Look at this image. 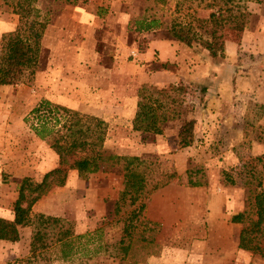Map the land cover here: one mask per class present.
Instances as JSON below:
<instances>
[{"label":"rangeland","instance_id":"1","mask_svg":"<svg viewBox=\"0 0 264 264\" xmlns=\"http://www.w3.org/2000/svg\"><path fill=\"white\" fill-rule=\"evenodd\" d=\"M210 1L36 0L48 13L41 62L31 77L0 87V216L13 217L21 179L39 183L55 167L47 142L23 120L41 101L97 118L105 130L104 153L138 157L146 190L165 183L129 202L119 198L120 173L80 178L69 171L61 187L30 208L60 218L45 230V245L31 250L34 227H21L17 241L0 242V264H264V257L236 246L243 225L229 222L245 207L248 191L258 189L256 182L264 188V0H244L247 24L238 34L223 31L222 58L208 57L199 45L187 47L193 58L184 73L194 81L161 87H184L180 120L161 126L159 135L130 130L138 77L159 68H142L136 52L148 38H165L171 20L206 18ZM80 10L87 23L80 22ZM142 16L161 27L151 34L133 31ZM14 22L0 0V36ZM175 66L166 63L162 70L175 74ZM63 80L80 89L79 103L88 104L80 110L59 104ZM186 120H193L191 143L179 148L176 135ZM58 229L68 236L56 241ZM255 238L264 248V233Z\"/></svg>","mask_w":264,"mask_h":264},{"label":"trees","instance_id":"2","mask_svg":"<svg viewBox=\"0 0 264 264\" xmlns=\"http://www.w3.org/2000/svg\"><path fill=\"white\" fill-rule=\"evenodd\" d=\"M3 1L17 17V23L12 31L0 36V87L17 85L32 76L34 69L41 62L40 42L48 22V13L36 7V0ZM204 6L209 10L206 18L194 19L191 23L171 20L166 28L164 26L165 38L156 39L175 41L188 48L199 45L205 49L208 57L222 58L223 31L240 33L247 24L249 13L244 0H211ZM133 24V31L149 34L157 31L162 25L156 19L145 16ZM165 65L166 63L161 64L159 68L165 69ZM199 90H203V87ZM183 91L182 84L167 86L164 89L146 83L138 85L130 130L159 135L161 126L180 120ZM23 120L30 122L29 127L39 140L47 142L57 161L54 168L43 174L39 183L27 178L21 179L12 205L13 217L0 216V240L17 241L21 227L33 226L30 249L45 245V230L58 224L60 218L43 213L32 214L30 208L33 202L50 188L61 187L69 171L76 172L80 178L96 172L120 173L122 190L119 198L127 196L129 202L138 196L143 197L153 192L165 183L150 185L146 190L142 161L138 157L104 153V127L101 121L91 115H82L62 106L52 105L49 101H41ZM192 125L193 120L181 122L176 135L179 148L191 143ZM255 185L258 189L254 187L248 191L245 207L242 211L232 214L229 222L243 225L237 233L236 246L264 257V248L258 247L255 238L257 234L264 233V188L259 187L257 182ZM68 234L67 229H58L54 239L60 241Z\"/></svg>","mask_w":264,"mask_h":264},{"label":"crops","instance_id":"3","mask_svg":"<svg viewBox=\"0 0 264 264\" xmlns=\"http://www.w3.org/2000/svg\"><path fill=\"white\" fill-rule=\"evenodd\" d=\"M86 9V8H84ZM77 16H79L80 22L87 23V17L83 10H80V13H77ZM93 15L89 14V18ZM12 24V23H11ZM16 22H14L9 29L6 30L12 31L15 28ZM136 51V49H133ZM188 58L187 61L185 59ZM193 58V56L189 53L188 48L183 46L180 43H177L175 41L171 40H165V39H156V38H148L144 42L143 49L140 52H136V59L140 63H142L141 67L154 64H161V63H175V74L171 73L167 70H162L160 68H156L152 70V72H143L140 77H138L137 86L143 83H146L150 86H153L155 88H161L163 86H166L168 84H175L178 83L181 79H186L187 82L194 81V77L191 74L184 73V70L187 71L188 66H190L189 63L190 59ZM166 74V75H161ZM69 75V74H68ZM110 72L106 74V76H109ZM64 78V74L62 75ZM165 79V80H163ZM181 82H185L184 80H181ZM106 83V82H105ZM104 83V85H105ZM72 89V93L69 92ZM74 88H69L68 84L64 82V80L59 84L58 83V92L59 95H57V98L59 100V104H63V106L73 109V110H80V106L78 100H76V97L79 92ZM69 94V95H68ZM106 95H104L103 99H106ZM104 101V100H103ZM89 102V100H88ZM88 102H85L81 105L88 104ZM92 103V102H91ZM104 105H106L103 102ZM110 103H108L109 105ZM85 106V105H84ZM49 171V170H48ZM20 235V233H19ZM4 240H0V242H3Z\"/></svg>","mask_w":264,"mask_h":264},{"label":"built area","instance_id":"4","mask_svg":"<svg viewBox=\"0 0 264 264\" xmlns=\"http://www.w3.org/2000/svg\"><path fill=\"white\" fill-rule=\"evenodd\" d=\"M132 54H134V53H132Z\"/></svg>","mask_w":264,"mask_h":264}]
</instances>
